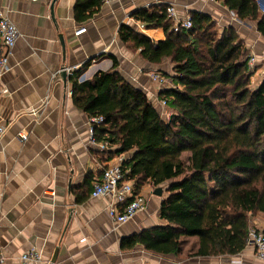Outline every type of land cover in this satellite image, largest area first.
Listing matches in <instances>:
<instances>
[{
    "label": "crops",
    "instance_id": "0c3cea01",
    "mask_svg": "<svg viewBox=\"0 0 264 264\" xmlns=\"http://www.w3.org/2000/svg\"><path fill=\"white\" fill-rule=\"evenodd\" d=\"M75 5L76 0H0V11L19 32L2 79L9 94L0 95V125L6 128L0 142V252L8 264H19L21 254L31 249L39 255L35 264H264L250 247L236 256L181 259L188 242L196 244V238L185 240L178 257L156 254L139 244L123 248L122 241L165 225L159 217L165 186L160 187L161 196L154 195L157 188L144 186L140 192L146 207L128 222L116 225L109 218L113 201L91 197L93 185L104 168L129 160L131 153L107 159L89 144V118L72 102L69 75L65 82L60 75L63 68L75 72L91 61L78 76L85 82L110 71L114 57L120 75L168 118L169 109L158 107V94L173 87L172 64L141 59L138 51L121 42L119 28L127 25L153 42L163 41L162 28L147 29L132 14L174 7L179 20L191 13L207 15L219 35L232 27L246 50L258 51L264 39L257 22L239 20L217 0H121L112 7L101 0L87 10L89 15L95 9L85 22L76 20ZM80 27L85 33L75 36ZM152 74H163L168 84H153ZM20 135L27 140L21 142ZM250 222L251 228L264 230L263 214Z\"/></svg>",
    "mask_w": 264,
    "mask_h": 264
},
{
    "label": "trees",
    "instance_id": "16d2710c",
    "mask_svg": "<svg viewBox=\"0 0 264 264\" xmlns=\"http://www.w3.org/2000/svg\"><path fill=\"white\" fill-rule=\"evenodd\" d=\"M100 1L76 0V20L85 22L95 11L87 10ZM217 1L239 20L257 22L264 39L256 0ZM132 19L164 31L160 42L127 25L118 36L144 61L172 64L173 87L158 94L170 111L167 120L120 75L114 57L110 71L88 81L78 76L91 61L68 76L74 106L89 120H102L90 123L96 142L106 145L99 153L107 159L131 153L121 169L135 193L165 186L159 209L165 225L122 241V247L139 244L178 257L185 240L196 238L190 257L236 256L247 247L250 218L264 215V79L250 89L242 41L232 27L219 35L207 15L191 13V28L177 32L166 7L135 11Z\"/></svg>",
    "mask_w": 264,
    "mask_h": 264
},
{
    "label": "built area",
    "instance_id": "2783aa9c",
    "mask_svg": "<svg viewBox=\"0 0 264 264\" xmlns=\"http://www.w3.org/2000/svg\"><path fill=\"white\" fill-rule=\"evenodd\" d=\"M35 1V0H31ZM121 0H102V4L108 7L117 5ZM215 2L216 0H209ZM260 14H264V0H256ZM166 16L173 24V31L180 29H190L192 22L190 17L179 20L174 7H168ZM86 28L80 27L74 35L79 36L85 33ZM19 39V32L15 24L0 11V95H8L9 89L2 83L3 77L9 71V60ZM249 72H251L255 58L249 54L247 56ZM67 75L73 72V69H65ZM150 80L158 87L167 85V80L160 74H152ZM162 104L166 106L165 102ZM101 119L93 118L89 120V144L95 145L100 151L106 149V145L98 143L95 140L93 129L90 123H99ZM6 128L0 125V142L5 135ZM21 142L27 140L26 135L19 136ZM121 163L108 166L102 170L101 179L93 185L91 197H109L113 205L108 210L109 218L116 224L121 225L131 220L137 213L143 211L146 207V198L141 192L135 193L134 183L124 179V173L121 169ZM247 247L253 248L257 259L264 262V230L251 228L248 232ZM39 261V255L35 249L24 252L19 257V264H35ZM0 264H8L6 257L0 252Z\"/></svg>",
    "mask_w": 264,
    "mask_h": 264
},
{
    "label": "rangeland",
    "instance_id": "374dc122",
    "mask_svg": "<svg viewBox=\"0 0 264 264\" xmlns=\"http://www.w3.org/2000/svg\"><path fill=\"white\" fill-rule=\"evenodd\" d=\"M249 54L255 58V63H254V66L250 72L251 74L249 76V84H250L249 87H250V89H254L264 79V46H261L260 50H258V51H248L247 50L246 56H245L246 59H247V56H249ZM151 101H153V100H151ZM158 107L160 110L164 109L165 106L162 104V101H160ZM160 113H161V111H160ZM162 115L163 114H161L160 116H162ZM169 115H170V112L168 114V117H169ZM162 119L167 120L168 118H166V115H163ZM186 158H187V154H184L183 160H186ZM193 246H194L193 241L188 242V244L186 245V253L181 256V259H184L186 257V255H188L190 253V250Z\"/></svg>",
    "mask_w": 264,
    "mask_h": 264
},
{
    "label": "water",
    "instance_id": "95a60500",
    "mask_svg": "<svg viewBox=\"0 0 264 264\" xmlns=\"http://www.w3.org/2000/svg\"><path fill=\"white\" fill-rule=\"evenodd\" d=\"M56 0H53V3L55 2ZM62 79H63V82L66 81V78H67V73L65 71V69L63 68L61 73H60ZM154 195L156 196H161L162 195V189L161 188H157L155 191H154Z\"/></svg>",
    "mask_w": 264,
    "mask_h": 264
}]
</instances>
